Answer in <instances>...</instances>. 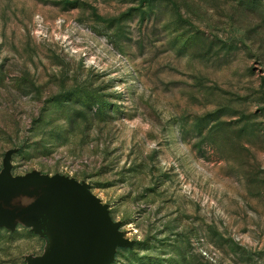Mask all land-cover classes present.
I'll list each match as a JSON object with an SVG mask.
<instances>
[{
	"label": "rangeland",
	"instance_id": "1",
	"mask_svg": "<svg viewBox=\"0 0 264 264\" xmlns=\"http://www.w3.org/2000/svg\"><path fill=\"white\" fill-rule=\"evenodd\" d=\"M89 190L99 264H264V0H0V182ZM103 223L0 194V264H84Z\"/></svg>",
	"mask_w": 264,
	"mask_h": 264
},
{
	"label": "water",
	"instance_id": "2",
	"mask_svg": "<svg viewBox=\"0 0 264 264\" xmlns=\"http://www.w3.org/2000/svg\"><path fill=\"white\" fill-rule=\"evenodd\" d=\"M49 186L63 187L73 191L77 196L84 200L91 208H93L103 223V232L95 249L92 251L84 264H99L109 249L114 229L111 226L106 210L100 202L89 192V190L71 180L57 177H38L25 178L18 180H10L0 182V194L21 192L34 188H42Z\"/></svg>",
	"mask_w": 264,
	"mask_h": 264
}]
</instances>
